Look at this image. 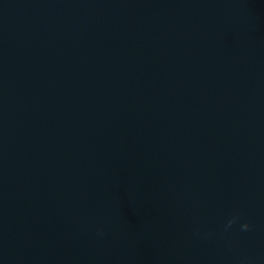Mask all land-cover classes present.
<instances>
[{
  "label": "water",
  "instance_id": "water-1",
  "mask_svg": "<svg viewBox=\"0 0 264 264\" xmlns=\"http://www.w3.org/2000/svg\"><path fill=\"white\" fill-rule=\"evenodd\" d=\"M0 264H264V0H0Z\"/></svg>",
  "mask_w": 264,
  "mask_h": 264
},
{
  "label": "clouds",
  "instance_id": "clouds-1",
  "mask_svg": "<svg viewBox=\"0 0 264 264\" xmlns=\"http://www.w3.org/2000/svg\"><path fill=\"white\" fill-rule=\"evenodd\" d=\"M243 227H244V228H248V225H247V224H245Z\"/></svg>",
  "mask_w": 264,
  "mask_h": 264
}]
</instances>
